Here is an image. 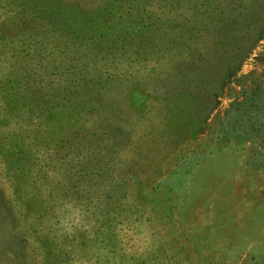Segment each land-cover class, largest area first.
Listing matches in <instances>:
<instances>
[{
	"label": "rangeland",
	"instance_id": "374dc122",
	"mask_svg": "<svg viewBox=\"0 0 264 264\" xmlns=\"http://www.w3.org/2000/svg\"><path fill=\"white\" fill-rule=\"evenodd\" d=\"M42 2L82 22L91 18L104 33L113 27L112 49L99 54L71 51L46 18L11 25L0 42V86L14 79V65L15 76L28 72L47 89L68 84L80 98L92 97L79 115L86 131L79 145L58 152L77 196L53 211L57 233L112 216L117 255H155L159 264H264V125L246 140L223 131L229 115H242L233 105L248 100L255 85L264 103V0ZM104 10L103 21L92 24ZM13 13L0 5V19ZM6 90L1 135L20 127L19 118L3 119ZM67 151L70 164L61 159ZM6 159L0 152V263L12 245L10 216L22 220L27 211L14 200ZM23 239L30 247L15 258L39 259ZM86 250L69 251L67 264H94Z\"/></svg>",
	"mask_w": 264,
	"mask_h": 264
},
{
	"label": "trees",
	"instance_id": "16d2710c",
	"mask_svg": "<svg viewBox=\"0 0 264 264\" xmlns=\"http://www.w3.org/2000/svg\"><path fill=\"white\" fill-rule=\"evenodd\" d=\"M0 5L8 12H14L12 16L0 19V42L8 40L11 25H27L31 20L46 18L48 25L67 42L71 51L99 54L104 49L106 52L112 49L110 40L113 27L104 33L90 26L91 18L82 22L69 14L55 13L42 0H0ZM105 11L107 10L93 18L91 23L103 21L107 14ZM128 23L123 25L127 26ZM136 33L130 39L139 35ZM0 46L4 44L1 43ZM15 50L12 46L11 53ZM8 72L12 73L14 79L7 78L0 86L7 89L1 96L2 115L4 121L8 118H19L17 125L20 127L8 134L1 135L0 132V152L7 155L5 175L15 193L14 200L27 211L22 220L14 213L10 216L12 245L4 254L8 261L0 264H21L16 258L22 257L24 248L30 247L24 237L30 240L40 258L33 257L30 262L22 264H67L70 260L69 251L85 249L96 255L94 264H149V261L159 264V261L151 260L155 255L150 260L141 255L126 256L124 251L117 255V239L114 233L116 222L112 216L93 217L90 220L92 224L85 222L81 225L84 228L75 229L72 234L57 233L58 228L50 220L53 211L70 201L72 196H77V187L72 184V176L68 170L62 171L57 160L58 152L63 151L73 141L79 145L78 138L86 133L83 126H80L79 115L83 107L92 102V97L85 94L80 98L81 92L71 89L68 84L47 89L49 84L43 83L42 78H32L28 72L26 77L22 73L15 76L14 73L18 70L14 65H9ZM79 85L84 84L81 82ZM64 91L70 95L66 102L60 99ZM262 92V88L255 85L248 100L233 105L232 108H237L236 111L242 107V115H229L226 128L223 129L224 135L240 140L260 135L261 126L264 125L261 120L264 116ZM262 137L264 138V133ZM75 153L79 151L76 150ZM61 159L67 164L73 162L68 151ZM117 183H110V187L108 184V188H113ZM106 198L111 199L110 190ZM11 210L17 211L15 207ZM17 235L20 237H16Z\"/></svg>",
	"mask_w": 264,
	"mask_h": 264
}]
</instances>
